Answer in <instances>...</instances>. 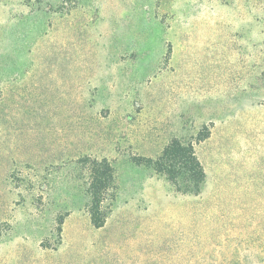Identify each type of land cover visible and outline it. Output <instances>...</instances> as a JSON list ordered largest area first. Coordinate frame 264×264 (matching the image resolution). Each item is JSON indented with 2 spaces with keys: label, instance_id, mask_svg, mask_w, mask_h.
I'll return each instance as SVG.
<instances>
[{
  "label": "rangeland",
  "instance_id": "374dc122",
  "mask_svg": "<svg viewBox=\"0 0 264 264\" xmlns=\"http://www.w3.org/2000/svg\"><path fill=\"white\" fill-rule=\"evenodd\" d=\"M175 137L198 195L144 160ZM84 155L114 168L101 227ZM232 253L264 264V0H0V264Z\"/></svg>",
  "mask_w": 264,
  "mask_h": 264
},
{
  "label": "trees",
  "instance_id": "16d2710c",
  "mask_svg": "<svg viewBox=\"0 0 264 264\" xmlns=\"http://www.w3.org/2000/svg\"><path fill=\"white\" fill-rule=\"evenodd\" d=\"M202 131H199V136ZM203 135L200 138H204ZM156 173L163 175L177 192L198 195L205 182V172L201 162L195 154L192 142L171 138L154 158L144 159ZM84 164L87 174L85 194L87 195V210L94 227H101L117 197L114 168L106 157H92L84 155L79 158ZM63 216L57 217L60 226ZM58 227V231H60ZM207 264H213L215 258ZM201 257H193L190 264H203ZM247 259L237 253L223 255L221 263L246 264Z\"/></svg>",
  "mask_w": 264,
  "mask_h": 264
}]
</instances>
